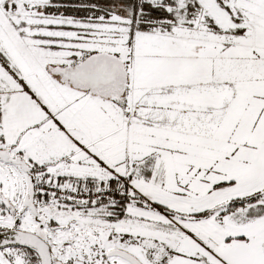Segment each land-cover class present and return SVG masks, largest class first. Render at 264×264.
Here are the masks:
<instances>
[{
	"label": "snow or ice",
	"instance_id": "snow-or-ice-1",
	"mask_svg": "<svg viewBox=\"0 0 264 264\" xmlns=\"http://www.w3.org/2000/svg\"><path fill=\"white\" fill-rule=\"evenodd\" d=\"M0 264H264V0H0Z\"/></svg>",
	"mask_w": 264,
	"mask_h": 264
}]
</instances>
